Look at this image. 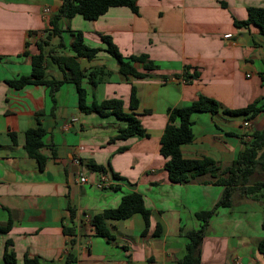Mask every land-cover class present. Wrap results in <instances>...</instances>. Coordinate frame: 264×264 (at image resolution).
Wrapping results in <instances>:
<instances>
[{
    "label": "crops",
    "instance_id": "1",
    "mask_svg": "<svg viewBox=\"0 0 264 264\" xmlns=\"http://www.w3.org/2000/svg\"><path fill=\"white\" fill-rule=\"evenodd\" d=\"M136 2L137 12L115 6L95 20L62 16L58 34L50 20L62 0H0V225L12 222L8 231H0V264H178L189 233L204 223L196 213L215 208L225 186L209 173L188 183L168 179L166 158L159 152L168 110L200 95L220 103L215 113L192 114L194 138L182 153L210 157L222 168L232 164L253 131L264 130V34L254 25L236 23L248 17L249 7H264V0ZM78 31L85 44L100 48L90 59L77 57L80 68L86 74L104 70L96 84L88 76L82 79L86 102L121 98L129 112L135 86V111L147 135L112 140L127 121L82 111L74 82L63 81L53 94L47 84L16 88L9 83L31 73L40 42L45 79L64 80L53 56H74ZM102 35L124 57L146 54L157 68L144 77L124 75ZM132 64L144 71V62ZM252 103L261 108L253 117L226 111ZM38 123L45 129L43 169L25 149V132ZM253 175L260 177L250 181L263 186L251 194L236 190L231 204L217 207L205 223L201 264H264V168ZM129 192L143 195L151 210L149 226L136 212L107 220L112 238L96 235L92 216L118 206ZM72 226L74 245L64 232ZM6 252L15 260L9 262ZM69 253L75 260L68 263Z\"/></svg>",
    "mask_w": 264,
    "mask_h": 264
},
{
    "label": "trees",
    "instance_id": "2",
    "mask_svg": "<svg viewBox=\"0 0 264 264\" xmlns=\"http://www.w3.org/2000/svg\"><path fill=\"white\" fill-rule=\"evenodd\" d=\"M128 6L134 12H137L138 6L136 0H62V5L57 14L51 17L50 24L52 31L60 34L62 28L59 25L60 18L65 16L72 18L75 14H81L85 19L95 20L104 15L111 7ZM239 25H254L261 33L264 34V7H249L248 17L245 20L237 21ZM102 39L107 43L106 51L112 55L118 62L119 70L124 75H134L136 77H144L149 71L156 69L157 65L149 59L146 54L140 56L124 57L117 49L115 44L107 35H102ZM40 53L33 56L32 71L29 75H23L18 79L11 80L9 83L21 88L26 84H47L54 90L63 82H74L79 92V107L86 113L99 112L101 114L112 113L117 117L125 119L127 126L121 128L112 140L117 138H128L134 135H147L142 123L135 111L139 106V97L135 86H132L130 95V110H124V101L121 98H107L100 102L94 101L92 104L86 102V90L81 86L82 79L86 76L93 83H97L104 72L102 68L93 70L86 74L77 61V57L92 58L99 51V47H90L85 44L83 34L78 31L75 34L72 46L75 51L74 56H53L55 63L62 66L64 71V80L45 79V50L44 43H39ZM139 60L144 62V71L137 70L132 61ZM198 73H195L196 76ZM193 76V75H192ZM188 77V76H186ZM220 103L205 95H200L198 99L181 107H174L168 110V122L160 139L159 152L166 158L165 169L168 173V179L173 183H188L195 177L209 173L216 177V182L225 186L221 200L216 207L196 213V216L203 220L200 229L189 233V242L185 246L184 256L178 261V264H201L200 244L202 242L205 230V223L214 214L219 206H228L231 204V196L236 190L251 194L260 189L263 184L255 182L250 184L251 176L256 172L258 167L264 168V130L253 131L250 138L243 141L244 148L241 150L232 164L226 168H222L220 164L210 157L201 159L186 158L182 153V146L190 143L194 138L192 114L194 112H211L215 113L220 109ZM261 108L256 103L249 104L239 109H226L232 115L250 114L255 116L260 112ZM25 149L27 153L36 158L41 169L45 166V156L40 149L44 145L43 136L45 129L38 123V126L31 127L26 130ZM14 143L17 142V135L11 132ZM94 169H101L102 166L94 164ZM139 212L142 214L146 227L150 224L151 210L146 206L144 197L139 192H129L122 196L118 206L106 208L92 216L91 222L96 235L112 238L107 220H119L130 217L132 214ZM71 217L74 216V210L70 209ZM11 220L6 225H0V231L5 232L11 228ZM159 232L160 226H157ZM66 235L71 237L70 244L76 242V228L64 227ZM260 249L264 252V239L260 243ZM6 259L9 262L15 260V255L6 252ZM75 260V256L69 253L67 262ZM28 263L32 260L27 259ZM35 264V263H33Z\"/></svg>",
    "mask_w": 264,
    "mask_h": 264
},
{
    "label": "built area",
    "instance_id": "3",
    "mask_svg": "<svg viewBox=\"0 0 264 264\" xmlns=\"http://www.w3.org/2000/svg\"><path fill=\"white\" fill-rule=\"evenodd\" d=\"M44 12H45V13H49V12H50V8H48V7L45 8ZM229 36H230V34H227V35H226V37H229ZM245 125H248V122H246ZM80 179H81L82 182H85V181H86V178H85L84 176H81Z\"/></svg>",
    "mask_w": 264,
    "mask_h": 264
},
{
    "label": "rangeland",
    "instance_id": "4",
    "mask_svg": "<svg viewBox=\"0 0 264 264\" xmlns=\"http://www.w3.org/2000/svg\"><path fill=\"white\" fill-rule=\"evenodd\" d=\"M252 177H253V179H254V178L258 179L260 176L252 175L251 178H252ZM253 179H252V180H253ZM250 182H251V183H255V182H252V181H250Z\"/></svg>",
    "mask_w": 264,
    "mask_h": 264
}]
</instances>
